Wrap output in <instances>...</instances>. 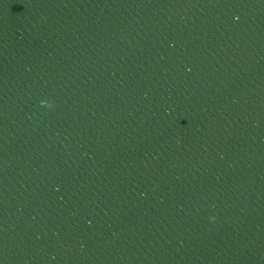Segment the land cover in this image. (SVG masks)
<instances>
[{
    "label": "water",
    "instance_id": "1",
    "mask_svg": "<svg viewBox=\"0 0 264 264\" xmlns=\"http://www.w3.org/2000/svg\"><path fill=\"white\" fill-rule=\"evenodd\" d=\"M0 264H264V0H0Z\"/></svg>",
    "mask_w": 264,
    "mask_h": 264
}]
</instances>
